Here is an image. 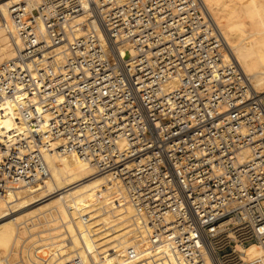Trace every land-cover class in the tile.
<instances>
[{"label": "built area", "instance_id": "2783aa9c", "mask_svg": "<svg viewBox=\"0 0 264 264\" xmlns=\"http://www.w3.org/2000/svg\"><path fill=\"white\" fill-rule=\"evenodd\" d=\"M9 10L15 56L0 64V107L18 108L34 146L16 132L0 144V192L47 177L43 154L60 141L124 187L153 242L191 264H264V95L226 58L204 0ZM38 243L20 237L17 260L42 263Z\"/></svg>", "mask_w": 264, "mask_h": 264}, {"label": "bare ground", "instance_id": "6f19581e", "mask_svg": "<svg viewBox=\"0 0 264 264\" xmlns=\"http://www.w3.org/2000/svg\"><path fill=\"white\" fill-rule=\"evenodd\" d=\"M16 1L0 0L4 62L15 56L6 24L12 29L9 7ZM204 2L225 39L226 58L238 62L253 89L264 95V0ZM61 50L56 47L53 52L58 55ZM0 108V144L12 133H22L28 137L25 149L31 150L34 140L20 122L18 108ZM59 144L53 141L52 149L43 154L47 177L0 192V264H21L16 250L26 233L31 241H39L37 253L44 259L40 264H191L171 243L153 242L149 220L121 184L109 175L95 174L93 166L74 152L56 149ZM28 222L47 227L41 231L42 225ZM22 261L34 264L25 256Z\"/></svg>", "mask_w": 264, "mask_h": 264}, {"label": "rangeland", "instance_id": "374dc122", "mask_svg": "<svg viewBox=\"0 0 264 264\" xmlns=\"http://www.w3.org/2000/svg\"><path fill=\"white\" fill-rule=\"evenodd\" d=\"M3 13H4V12H3ZM2 20H3V19H2V15L0 14V23H3ZM0 62H4V61H0ZM38 187H41L40 184H38ZM39 195H40V194H39ZM43 199H44V198H43ZM41 220L44 221V218H42ZM28 221H30V219H29ZM36 221L38 222V220H36ZM30 224H31V223L28 222V225H30ZM37 225H38V226H37ZM41 225H42L43 227H42ZM31 226H33V227H34V226H37L38 228H39V227H42V228H40V230H41V229H44L45 227H47V225H45L44 223H43V224H40V225H39V224H36V225H32V224H31ZM38 228H34V229H35V230H38ZM32 230H33V229H32ZM40 230H39V231H40ZM41 231H42V230H41ZM21 233H22V232H21ZM25 233H26V232H25ZM23 234H24V233H23ZM26 234H27V233H26ZM26 234H25V235H26ZM25 235H24V236H25Z\"/></svg>", "mask_w": 264, "mask_h": 264}]
</instances>
